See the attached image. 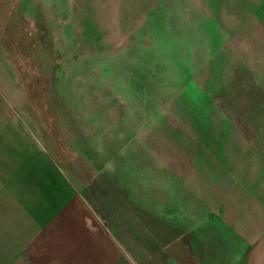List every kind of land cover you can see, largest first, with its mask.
<instances>
[{
	"label": "crops",
	"instance_id": "1",
	"mask_svg": "<svg viewBox=\"0 0 264 264\" xmlns=\"http://www.w3.org/2000/svg\"><path fill=\"white\" fill-rule=\"evenodd\" d=\"M138 2L193 65L213 57L220 100L184 94L171 132L86 153L76 175L0 112V264H264V0Z\"/></svg>",
	"mask_w": 264,
	"mask_h": 264
},
{
	"label": "rangeland",
	"instance_id": "2",
	"mask_svg": "<svg viewBox=\"0 0 264 264\" xmlns=\"http://www.w3.org/2000/svg\"><path fill=\"white\" fill-rule=\"evenodd\" d=\"M130 1L0 0V112L41 127L75 175L86 153L96 161L123 139L171 132L184 94L192 104L220 100L213 57L193 65L194 46L163 32L160 13L148 23L135 15ZM236 58L223 62L224 75Z\"/></svg>",
	"mask_w": 264,
	"mask_h": 264
}]
</instances>
